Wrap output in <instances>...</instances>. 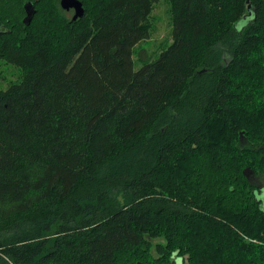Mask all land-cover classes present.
<instances>
[{"label": "trees", "instance_id": "obj_1", "mask_svg": "<svg viewBox=\"0 0 264 264\" xmlns=\"http://www.w3.org/2000/svg\"><path fill=\"white\" fill-rule=\"evenodd\" d=\"M78 1L0 0V264H264V0H168L137 71L157 0Z\"/></svg>", "mask_w": 264, "mask_h": 264}, {"label": "rangeland", "instance_id": "obj_2", "mask_svg": "<svg viewBox=\"0 0 264 264\" xmlns=\"http://www.w3.org/2000/svg\"><path fill=\"white\" fill-rule=\"evenodd\" d=\"M67 14L71 16L73 12ZM148 23L150 26L148 39L140 41L133 49L134 71L147 62L155 61L172 43L171 4L168 0H157L153 4ZM19 73L17 68L0 60V90H5L11 83L18 81ZM252 183L261 186L264 184V177H253Z\"/></svg>", "mask_w": 264, "mask_h": 264}, {"label": "water", "instance_id": "obj_3", "mask_svg": "<svg viewBox=\"0 0 264 264\" xmlns=\"http://www.w3.org/2000/svg\"><path fill=\"white\" fill-rule=\"evenodd\" d=\"M59 5L61 9L65 12L73 11V20H76L77 18H80L83 16L84 10L82 3L78 0H59ZM247 9H250V5H248ZM24 10L26 13L25 18L23 19V24L25 26H28L31 22V18H33V15L35 14L34 6L28 2L26 6H24Z\"/></svg>", "mask_w": 264, "mask_h": 264}]
</instances>
